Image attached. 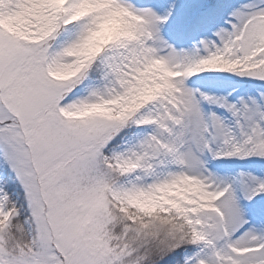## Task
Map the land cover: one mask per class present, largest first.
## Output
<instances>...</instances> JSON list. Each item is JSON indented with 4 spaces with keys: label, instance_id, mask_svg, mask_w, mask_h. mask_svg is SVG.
Wrapping results in <instances>:
<instances>
[{
    "label": "snow or ice",
    "instance_id": "obj_1",
    "mask_svg": "<svg viewBox=\"0 0 264 264\" xmlns=\"http://www.w3.org/2000/svg\"><path fill=\"white\" fill-rule=\"evenodd\" d=\"M0 264H264V0H0Z\"/></svg>",
    "mask_w": 264,
    "mask_h": 264
}]
</instances>
